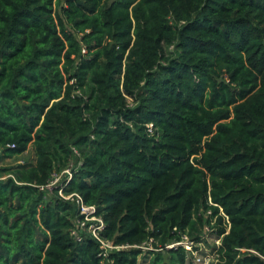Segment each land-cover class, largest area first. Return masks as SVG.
Wrapping results in <instances>:
<instances>
[{
  "label": "trees",
  "instance_id": "trees-1",
  "mask_svg": "<svg viewBox=\"0 0 264 264\" xmlns=\"http://www.w3.org/2000/svg\"><path fill=\"white\" fill-rule=\"evenodd\" d=\"M29 145L0 167V264H194L167 245L206 226L207 264H264V0H0V155ZM73 156L63 192L126 248L46 199Z\"/></svg>",
  "mask_w": 264,
  "mask_h": 264
},
{
  "label": "built area",
  "instance_id": "built-area-1",
  "mask_svg": "<svg viewBox=\"0 0 264 264\" xmlns=\"http://www.w3.org/2000/svg\"><path fill=\"white\" fill-rule=\"evenodd\" d=\"M84 51V50H83ZM149 130L151 131L152 125H148ZM13 146V145H12ZM71 164L69 167L62 169L60 172L52 173V178L49 183L45 186H42L41 189H49L52 191L53 188H57V194L59 197L64 200H68L73 202L78 209V217L76 218V226L79 229L86 230L94 239L98 240L102 247L104 248L103 255H106L107 251L112 248H124L126 246H113V244L109 241H105L101 238L100 233L104 229L105 225L101 218V216L96 214V206L85 204L82 197L76 193H64L62 190V185L65 181H67L71 176ZM10 175H0V180L5 179ZM71 234L79 239L77 230H72ZM184 239L178 242L171 243L167 245V247H174L178 245L184 246Z\"/></svg>",
  "mask_w": 264,
  "mask_h": 264
},
{
  "label": "rangeland",
  "instance_id": "rangeland-1",
  "mask_svg": "<svg viewBox=\"0 0 264 264\" xmlns=\"http://www.w3.org/2000/svg\"><path fill=\"white\" fill-rule=\"evenodd\" d=\"M173 49L172 47H168L166 49V53L168 54L170 50ZM33 160V152L32 147L29 145L26 152L20 155H16L11 158H3L0 155V167L3 166H13L16 164H22L24 162L31 163ZM71 167L77 166V159L76 157H72L71 161ZM52 194L49 189L46 190V199L51 198ZM206 216V214H204ZM209 227L206 226L204 228L203 237L200 239V241H192L191 237L184 235L182 239H184V247L187 250H191V255L193 257V263L194 264H207L209 260H213L215 257V252L213 247L219 244V239L214 236L213 233H209ZM194 238V237H193ZM126 248V247H124ZM142 249V252H147L149 250H152L153 247L150 245L149 242L143 243L140 247ZM196 248V249H194ZM137 264H147V258H143L142 256H139L137 259Z\"/></svg>",
  "mask_w": 264,
  "mask_h": 264
}]
</instances>
